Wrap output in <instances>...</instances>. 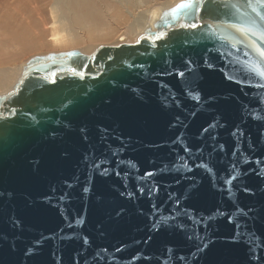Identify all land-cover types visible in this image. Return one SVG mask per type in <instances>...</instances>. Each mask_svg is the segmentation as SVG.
<instances>
[{
	"label": "water",
	"instance_id": "95a60500",
	"mask_svg": "<svg viewBox=\"0 0 264 264\" xmlns=\"http://www.w3.org/2000/svg\"><path fill=\"white\" fill-rule=\"evenodd\" d=\"M180 4L0 96V264H264V4Z\"/></svg>",
	"mask_w": 264,
	"mask_h": 264
},
{
	"label": "bare ground",
	"instance_id": "6f19581e",
	"mask_svg": "<svg viewBox=\"0 0 264 264\" xmlns=\"http://www.w3.org/2000/svg\"><path fill=\"white\" fill-rule=\"evenodd\" d=\"M101 1L105 6V10L101 8L100 0H31L34 5L30 6L27 14L32 15V23L35 26L39 24L40 20L42 24H46L45 19L41 18V16L43 9L47 6L46 2L49 3L50 13L53 18L49 26L52 31L50 39L55 45H60L64 49L51 51L47 54L37 53L23 65L20 63L16 68L6 64V66L1 65L0 96L8 95L14 89L24 71L32 63L40 60L49 61L65 58L75 51L90 54L100 45L133 42L131 40L137 38V41L146 32L159 33L165 28L162 26V21L170 17L171 12L178 4L189 0H175L174 2L173 0H164L162 3L159 2L160 6H155L157 3L151 2V0ZM150 2L151 5L148 6ZM110 6L114 8L122 7L123 11L120 13L123 17L118 14L119 12L116 13L115 17H112L111 14L114 9H111ZM21 8L19 7L17 11ZM109 11L113 12L110 13ZM34 14L35 19L33 18ZM36 14H39L38 17H36ZM16 17H19V20H14L13 26L22 28L21 33H24V29L27 28L30 22L25 21L26 17L21 12H18ZM46 32V30H42L41 33L47 36ZM14 40L17 44L18 37H15ZM47 40L49 41V39ZM23 42V47L28 48L29 43Z\"/></svg>",
	"mask_w": 264,
	"mask_h": 264
},
{
	"label": "rangeland",
	"instance_id": "374dc122",
	"mask_svg": "<svg viewBox=\"0 0 264 264\" xmlns=\"http://www.w3.org/2000/svg\"><path fill=\"white\" fill-rule=\"evenodd\" d=\"M164 0H154L151 2L157 3L155 6H160L159 2L162 3ZM175 0H173L174 2ZM12 2V3H11ZM33 2V1H32ZM45 2V1H43ZM100 6L102 10H105V6L103 2L100 0ZM151 2L148 3V6L151 5ZM15 4V6H14ZM23 4V5H22ZM31 5H34V3H31V0H0V66L1 65H8L16 68L20 63L23 65L30 57L36 55L37 53H44L47 54L51 51H58L64 49V47L60 45H55L51 37V30L50 25L53 21V18L50 13V6L49 3L46 2V7L43 9V14L41 18L43 17L46 21V24H42L41 20L39 21V24L37 26L33 25L32 23V15L27 14V10L29 11V8ZM18 6V7H17ZM28 8H27V7ZM17 7V8H16ZM19 7H23L20 10ZM111 9H114L113 11H109L112 17H115L118 13L122 16L120 12L123 11L122 7L114 8L110 6ZM27 8V9H26ZM15 9V10H13ZM120 9V10H119ZM154 9V8H152ZM26 10V12H24ZM13 11V12H12ZM18 12H21L24 17H26L25 21L30 22L27 25V28L24 29V33H21L22 28L13 26L14 20H19V17L17 18L16 15ZM28 15L25 16L24 15ZM39 14H36V17H38ZM33 18L35 19V14L33 15ZM41 22V23H40ZM47 25V26H46ZM42 30H46V35L44 36ZM39 32V33H38ZM18 37L17 44L14 38ZM49 39V41L47 40ZM137 38L131 40L133 42L136 41ZM23 41H26L29 43L28 48L23 47ZM20 43V44H19ZM57 46V48H56ZM66 48V47H65ZM5 65V66H6Z\"/></svg>",
	"mask_w": 264,
	"mask_h": 264
},
{
	"label": "snow or ice",
	"instance_id": "6c2138e0",
	"mask_svg": "<svg viewBox=\"0 0 264 264\" xmlns=\"http://www.w3.org/2000/svg\"><path fill=\"white\" fill-rule=\"evenodd\" d=\"M209 2L211 3L212 0H209ZM256 2L259 3V4H264V0H256ZM224 6H225L226 8H229V7H230V8H237V7H238L237 4H229V3H225ZM247 6H248V7H252V0H248V4H247ZM178 7L183 8V9H188V8H192V7H200V4L197 3V4L193 5V4H191V3H182V4H180ZM252 10H253V12H255V11H256L255 7H252ZM225 17H226V20H225V21H222V23H226V22H227V19H230V18H231V17L228 15V13H225ZM260 19H261V20H264V16H261ZM227 26H228V27H232V28H235V27H236L235 24H231V23H229ZM193 27H195V25H193ZM208 27L211 28L212 25H209ZM256 27H257V22H256V20H254V19H249V20L247 21V28H238L237 30H238V31H241V32H243V31H245V30H247V31H253ZM254 34H255V33H254ZM262 38H264V37H262ZM257 51L259 52V54H260L261 57H264V50H260V49L258 48ZM180 75H183V73H180ZM261 75H264V73H261Z\"/></svg>",
	"mask_w": 264,
	"mask_h": 264
}]
</instances>
